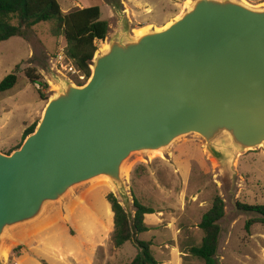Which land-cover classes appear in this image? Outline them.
Masks as SVG:
<instances>
[{
    "label": "water",
    "instance_id": "obj_1",
    "mask_svg": "<svg viewBox=\"0 0 264 264\" xmlns=\"http://www.w3.org/2000/svg\"><path fill=\"white\" fill-rule=\"evenodd\" d=\"M91 66L81 87L57 75L33 133L0 152V264L8 231L87 182L106 178L127 207L132 155L191 134L220 166L264 147V8L194 0L162 30L119 24Z\"/></svg>",
    "mask_w": 264,
    "mask_h": 264
},
{
    "label": "rangeland",
    "instance_id": "obj_2",
    "mask_svg": "<svg viewBox=\"0 0 264 264\" xmlns=\"http://www.w3.org/2000/svg\"><path fill=\"white\" fill-rule=\"evenodd\" d=\"M56 1L63 13L99 7L100 19L108 21L109 32L104 41L96 42L94 60L103 53L119 24H127L132 36L140 31L162 30L194 0ZM236 1L254 9L264 8V0ZM51 27L40 23L25 38L13 37L0 43V82L19 66L16 85L0 94L2 153L16 148L23 130L40 121L57 88V75L78 87L89 80L79 81L76 75L55 69L58 56L64 55L65 42L52 35ZM65 62L71 64L67 59ZM27 68L41 76V86L27 81ZM37 90L46 101L40 100ZM122 177L129 197L127 207L104 178L87 182L63 201L49 205L35 223L8 231L1 250L3 263L129 264L137 254L135 244L128 242L115 248L112 243L113 217L106 199L112 194L130 220L134 215L133 198L154 210L145 217L148 231L136 235V239L151 242V255L157 264H203L188 251L201 243L203 234L198 224L215 196L225 205V216L219 222L216 264H264V226L253 224L246 231V222L255 215L237 207L264 206L263 146L239 153L220 166L207 154L202 138L191 134L173 142L165 152L132 155L124 164Z\"/></svg>",
    "mask_w": 264,
    "mask_h": 264
},
{
    "label": "trees",
    "instance_id": "obj_3",
    "mask_svg": "<svg viewBox=\"0 0 264 264\" xmlns=\"http://www.w3.org/2000/svg\"><path fill=\"white\" fill-rule=\"evenodd\" d=\"M100 16V9L96 6L77 8L63 13L56 0H0V43L13 37L25 38L34 26L49 23L52 25V35L64 39L65 58L85 80H88L91 75L90 66L97 51L96 42L104 41L109 32L108 21L101 20ZM18 72L19 66H16L14 71L0 82V94L16 85ZM24 75L30 84L42 85L41 76L35 69H25ZM37 94L40 100H47L40 90H37ZM37 123L24 130L21 143L7 154L20 147L24 139L33 133ZM106 199L113 217V246L119 248L125 243L132 242L136 246L137 254L129 264H157L151 255V242L136 239V235L148 231L144 224L145 217L154 214V210L133 198L134 215L130 221L127 213L112 194H108ZM237 207L240 211L255 215L254 219L246 222V231H249L253 224L264 226V206L237 204ZM224 216V202L219 196H215L211 207L202 215L198 224L203 236L199 246L189 249L188 254L191 257L203 264H216L221 233L219 222Z\"/></svg>",
    "mask_w": 264,
    "mask_h": 264
},
{
    "label": "built area",
    "instance_id": "obj_4",
    "mask_svg": "<svg viewBox=\"0 0 264 264\" xmlns=\"http://www.w3.org/2000/svg\"><path fill=\"white\" fill-rule=\"evenodd\" d=\"M66 58L63 54H60L56 61L55 69L57 71L61 70L63 72H66L68 74L76 75L79 81H83L84 77L77 72L71 64H68L65 62Z\"/></svg>",
    "mask_w": 264,
    "mask_h": 264
},
{
    "label": "bare ground",
    "instance_id": "obj_5",
    "mask_svg": "<svg viewBox=\"0 0 264 264\" xmlns=\"http://www.w3.org/2000/svg\"><path fill=\"white\" fill-rule=\"evenodd\" d=\"M146 31H140V32H137V33H135V36H140L141 34H143V33H145ZM107 50V45L104 47V49L102 50V52H104V51H106ZM104 181H105V183H107V186L109 187V188H111V183L106 179V178H104Z\"/></svg>",
    "mask_w": 264,
    "mask_h": 264
},
{
    "label": "crops",
    "instance_id": "obj_6",
    "mask_svg": "<svg viewBox=\"0 0 264 264\" xmlns=\"http://www.w3.org/2000/svg\"><path fill=\"white\" fill-rule=\"evenodd\" d=\"M29 127V126H28ZM24 131V130H23ZM13 150V149H12Z\"/></svg>",
    "mask_w": 264,
    "mask_h": 264
}]
</instances>
